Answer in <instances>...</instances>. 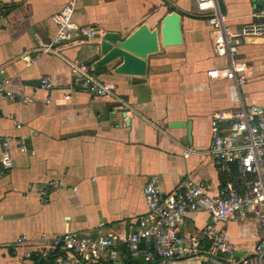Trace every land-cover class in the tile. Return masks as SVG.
<instances>
[{"label":"crops","instance_id":"0c3cea01","mask_svg":"<svg viewBox=\"0 0 264 264\" xmlns=\"http://www.w3.org/2000/svg\"><path fill=\"white\" fill-rule=\"evenodd\" d=\"M68 1L0 0L7 10L0 17V66L6 67L14 92L34 98L23 102L0 95V134L12 137L13 158L11 171L0 178V264H56L37 256L24 260L23 247L14 245L21 235L37 239L106 229L127 234L128 222L151 218L143 189L152 178L163 196L190 181L204 182L209 194L216 195L225 176L208 152L213 114L241 104L259 105L264 111V35L247 38L240 47L238 57L254 66L256 76L240 88L237 101L230 80H213L207 74L225 66L227 59L215 54L209 14L198 11L197 0H76L73 20L99 29L98 34L129 36L143 23L160 29L163 18L176 11L182 16L184 41L179 46L160 41L159 51L148 57L145 76L117 74L114 66L95 70L117 85L131 113L114 98H94L81 90L65 100L73 87L68 60L93 66L99 58L93 54L94 36L65 45L62 55L38 50L55 35L52 17ZM218 1L233 32L257 18L264 20V0ZM43 76L51 78L49 91L40 87ZM174 122L190 123V128L171 126ZM190 148L195 151L186 158ZM50 180L62 186L52 188L44 203L29 184ZM209 221L205 211L191 213L182 234H197ZM219 227L236 246L223 259L239 260L264 243V228L254 217ZM202 247L209 249L210 242ZM119 250V264H144L123 245ZM169 264H207V259H174Z\"/></svg>","mask_w":264,"mask_h":264},{"label":"built area","instance_id":"2783aa9c","mask_svg":"<svg viewBox=\"0 0 264 264\" xmlns=\"http://www.w3.org/2000/svg\"><path fill=\"white\" fill-rule=\"evenodd\" d=\"M76 0H70L53 15L56 26L53 38L39 45L43 53L62 55V48L73 43H85L94 29L80 26L73 20ZM197 9L209 14L208 21L213 28V46L217 56L225 57L227 64L208 70L213 80H230L234 98L240 101L239 90L256 76L254 66L238 57L240 47L250 37L264 35V20L257 18L233 32L225 23L218 0H197ZM7 10L0 4V17ZM28 64L29 56L23 58ZM73 87L64 95L71 100L76 90L88 92L94 98H114L125 113H131L129 102L118 94L117 85L101 79L92 65L68 60ZM11 78L4 65L0 66V95L11 100L32 102L34 98L19 95L11 87ZM40 87L46 91L53 88L49 76L40 79ZM52 98L48 96L46 102ZM17 127H21L17 123ZM212 141L208 152L213 156L216 167L224 174L225 182L216 195H210L204 182H188L175 193L163 196L156 178L144 187L143 194L151 218L127 223V234L106 229L99 234L71 231L60 234H43L37 239L27 235L17 238L15 246L23 247L24 260L37 256L52 258L56 264H119L120 245L130 257L141 259L144 264H169L174 259L206 258L207 264H264V243L256 245L249 256L239 260L223 256L236 250L228 232L219 227L226 222H241L249 217L258 220L264 228V111L259 105L241 104L239 107L216 111L210 122ZM12 137L0 134V178L13 167L11 153ZM21 149L26 150L23 138ZM190 148L185 157L194 152ZM59 180L29 184L30 190H37L42 202L48 201L52 188L61 187ZM75 190V188H74ZM205 211L210 221L197 234H182L191 213ZM105 227V223L100 224ZM208 240L209 249L202 243ZM203 249V250H202ZM229 260V261H228Z\"/></svg>","mask_w":264,"mask_h":264},{"label":"water","instance_id":"95a60500","mask_svg":"<svg viewBox=\"0 0 264 264\" xmlns=\"http://www.w3.org/2000/svg\"><path fill=\"white\" fill-rule=\"evenodd\" d=\"M94 30V55H98L93 62V68L100 70L114 66L117 74L145 76L148 70V57L159 51L160 41L165 46H179L183 44L182 16L176 11L168 13L162 20L160 29H152L143 23L129 36L120 32L106 31L98 34ZM171 126H189L190 123L174 122Z\"/></svg>","mask_w":264,"mask_h":264}]
</instances>
